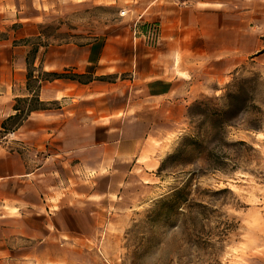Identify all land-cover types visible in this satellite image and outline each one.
Returning <instances> with one entry per match:
<instances>
[{
	"label": "crops",
	"instance_id": "1",
	"mask_svg": "<svg viewBox=\"0 0 264 264\" xmlns=\"http://www.w3.org/2000/svg\"><path fill=\"white\" fill-rule=\"evenodd\" d=\"M101 8L113 12L108 23L89 41L78 36L86 32V11ZM234 15L240 16L235 25ZM242 17L232 0H0V183L38 177L45 166L38 164L39 154L46 151V162L65 165L71 160L64 155L77 152L80 168L98 173L116 157H106L107 149L134 146L126 160L138 162L144 145L183 126L187 107L218 93L247 58L240 48L247 29ZM146 25L157 28L153 43L143 36ZM28 62L33 78L68 73L91 81L42 82L39 101L55 107L30 113L14 137H5L2 124L16 114L17 100L34 94L27 86ZM130 123L149 131L128 137ZM73 129L119 136L71 151L65 146L73 142ZM84 151L96 155L85 157ZM149 162L158 163L153 157ZM22 259L19 264H40L28 254Z\"/></svg>",
	"mask_w": 264,
	"mask_h": 264
},
{
	"label": "rangeland",
	"instance_id": "2",
	"mask_svg": "<svg viewBox=\"0 0 264 264\" xmlns=\"http://www.w3.org/2000/svg\"><path fill=\"white\" fill-rule=\"evenodd\" d=\"M232 3L247 22L240 47L247 58L227 76L218 93L200 99L221 97L235 76L257 75L261 82L257 105L264 112V0ZM112 16L108 8L89 9L84 17L86 32L78 36L91 40ZM239 17L234 15V25ZM245 118L256 117L249 112ZM104 131L73 129L68 134L73 142L65 148L93 149L96 142L119 136L118 131ZM148 131L130 123L125 134L137 137ZM188 131L185 114L183 126L160 142L144 145L138 162L126 160L134 146L107 149L106 157H116L100 173L82 170L77 152L64 155L71 160L67 165L46 162L48 151L39 154L38 164L45 166L38 177L27 183H0V264L7 260L19 264L27 254L40 264L64 259L68 264H264V125L258 131L228 130L230 146L223 151L233 161L228 162L227 172L193 177L188 167L184 174L161 180L156 175L161 161ZM83 155L96 154L84 151ZM152 157L157 165L149 162ZM187 181L192 201L178 213L160 216L156 202Z\"/></svg>",
	"mask_w": 264,
	"mask_h": 264
},
{
	"label": "trees",
	"instance_id": "3",
	"mask_svg": "<svg viewBox=\"0 0 264 264\" xmlns=\"http://www.w3.org/2000/svg\"><path fill=\"white\" fill-rule=\"evenodd\" d=\"M34 50L31 52V56ZM59 79L88 83L91 77L68 73H39L33 78V70L28 62L27 86L33 90L31 98L18 99L15 106L16 114L3 124V135L15 132L34 111L46 110L47 104L39 101L37 92L42 82ZM102 81L106 78L101 79ZM260 77L235 76L225 87L221 97H204L194 101L186 109L188 133L179 139L172 153L160 163L156 175L161 180L175 173L184 174L185 169L191 168L190 176L198 177L208 172H227L228 162H232L224 148L227 143L229 129L258 131L264 125V112L257 105L260 89ZM256 118L246 120L248 113ZM244 145V142H238ZM192 190L187 181L182 186L172 188L167 195L160 198L156 205L160 207V216L167 218L171 213H178L183 206L192 201ZM180 215V213H179Z\"/></svg>",
	"mask_w": 264,
	"mask_h": 264
},
{
	"label": "built area",
	"instance_id": "4",
	"mask_svg": "<svg viewBox=\"0 0 264 264\" xmlns=\"http://www.w3.org/2000/svg\"><path fill=\"white\" fill-rule=\"evenodd\" d=\"M125 15V12L124 11H121L120 12V16H124ZM146 31L143 33V36L146 38L147 41H149L150 43H153L155 40H156V36H157V29H156V26L155 25H146ZM133 31H134V34L136 35H139L140 33V24L139 22H135L134 25H133ZM14 133L15 132H10V133H7L5 135V137H14Z\"/></svg>",
	"mask_w": 264,
	"mask_h": 264
}]
</instances>
